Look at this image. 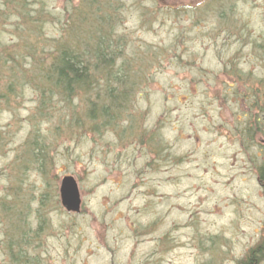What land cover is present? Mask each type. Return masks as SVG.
<instances>
[{
  "label": "rangeland",
  "instance_id": "374dc122",
  "mask_svg": "<svg viewBox=\"0 0 264 264\" xmlns=\"http://www.w3.org/2000/svg\"><path fill=\"white\" fill-rule=\"evenodd\" d=\"M106 25L134 78V121L78 130L54 99L63 116L47 121L1 61ZM0 43V94L16 89L0 101V264H240L264 236V112L250 94L264 85V0H0ZM63 175L79 212L61 206Z\"/></svg>",
  "mask_w": 264,
  "mask_h": 264
},
{
  "label": "trees",
  "instance_id": "16d2710c",
  "mask_svg": "<svg viewBox=\"0 0 264 264\" xmlns=\"http://www.w3.org/2000/svg\"><path fill=\"white\" fill-rule=\"evenodd\" d=\"M88 4V8L93 6L91 1ZM41 10L42 8H39L34 11H40L38 13L40 15L44 14L45 11ZM20 13L22 14L23 11ZM89 14L90 12H86L84 15L90 21L95 20L93 16L90 19ZM29 16L33 17L30 14ZM100 21L102 22L101 19ZM41 22L42 17L35 15L32 22L27 24V28L30 32L35 31V34H40L42 31ZM80 23L83 26L88 22L80 20ZM106 29L108 30L107 25ZM112 33L113 30L109 27L108 32L101 30L99 34H96L92 27L87 34L90 37L83 42L77 40L80 36L72 40L68 36L69 39L64 38V35L48 42L34 39L31 44L20 48L21 54L24 55H21L19 51L17 54L16 50L13 49L11 52L14 51V54L6 62L4 59L1 62L2 65L8 68L11 65V73L17 68L15 71L22 76L20 87H24L26 84L35 87L39 93V109L45 116H48L47 121L58 119L56 120L58 122L63 116V114L59 116L56 114L59 109L54 105V99V101L58 100V107L63 104L62 108H67V114H69V117L72 115L73 118L71 119L76 121H72V124L78 130L86 128L89 132L92 130L98 131L100 128L103 130V128L114 127L116 124H118L116 127L119 128L123 126L118 122L119 118L125 116L126 118L129 117V121H134L129 98L134 91L135 84H133L134 78L130 76L127 67L129 62L122 60L125 56L119 49L121 46L117 42L118 37H113ZM0 45L3 44L0 43ZM5 51V54L10 53L7 50ZM119 60H121L120 63ZM22 63H26L25 68L30 65L29 74L23 71ZM12 86L13 84L7 90L4 89L6 93L4 95L0 94V101H4L5 97L12 95L13 92L15 94L16 89L13 90ZM250 94L251 104L255 103L256 99L262 100V110L264 112V85L263 87L258 84L253 85ZM75 98L83 104L82 106L86 112L83 118L74 113L71 101H74ZM58 114L60 113L58 112ZM259 121L257 118L254 119L256 125H259ZM263 126L261 129L260 126L257 128L264 134ZM55 129V132L60 135L57 131L60 129H57L56 126ZM121 130L123 129L121 128ZM127 136L133 137L132 134ZM34 146L39 151L37 154L44 158V146L37 141H34ZM42 164L40 162V166ZM258 169L259 179L264 181V162ZM262 256H264V236L255 246L249 249L245 258L239 262L241 264H251L254 259H259Z\"/></svg>",
  "mask_w": 264,
  "mask_h": 264
},
{
  "label": "water",
  "instance_id": "95a60500",
  "mask_svg": "<svg viewBox=\"0 0 264 264\" xmlns=\"http://www.w3.org/2000/svg\"><path fill=\"white\" fill-rule=\"evenodd\" d=\"M59 189V197L62 207L70 212H79L81 199L75 178L69 175L63 176Z\"/></svg>",
  "mask_w": 264,
  "mask_h": 264
},
{
  "label": "flooded vegetation",
  "instance_id": "af4514ba",
  "mask_svg": "<svg viewBox=\"0 0 264 264\" xmlns=\"http://www.w3.org/2000/svg\"><path fill=\"white\" fill-rule=\"evenodd\" d=\"M263 186H264V183H263ZM258 261H259V259H254V261L251 264H256Z\"/></svg>",
  "mask_w": 264,
  "mask_h": 264
}]
</instances>
